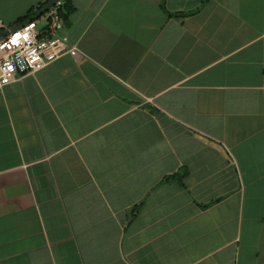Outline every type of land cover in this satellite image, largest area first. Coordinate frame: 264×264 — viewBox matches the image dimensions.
I'll use <instances>...</instances> for the list:
<instances>
[{
	"label": "crops",
	"instance_id": "obj_1",
	"mask_svg": "<svg viewBox=\"0 0 264 264\" xmlns=\"http://www.w3.org/2000/svg\"><path fill=\"white\" fill-rule=\"evenodd\" d=\"M71 2L0 88V264H264V0Z\"/></svg>",
	"mask_w": 264,
	"mask_h": 264
},
{
	"label": "built area",
	"instance_id": "obj_2",
	"mask_svg": "<svg viewBox=\"0 0 264 264\" xmlns=\"http://www.w3.org/2000/svg\"><path fill=\"white\" fill-rule=\"evenodd\" d=\"M64 3V0H55L40 16L25 19L0 38V88L17 74L40 70L66 53L78 56L77 48L62 34ZM40 10L36 9L35 13ZM41 17H44L42 24Z\"/></svg>",
	"mask_w": 264,
	"mask_h": 264
},
{
	"label": "trees",
	"instance_id": "obj_3",
	"mask_svg": "<svg viewBox=\"0 0 264 264\" xmlns=\"http://www.w3.org/2000/svg\"><path fill=\"white\" fill-rule=\"evenodd\" d=\"M50 0H47V2L45 4H47ZM64 6H63V11H62V17L63 20H65L68 15L74 10V5L72 4L71 0H64ZM45 4H43L41 7L37 8L38 10L41 9ZM33 13H35V9L31 10V12L29 13V15H32ZM174 175H169L165 178V180H169L171 178H174Z\"/></svg>",
	"mask_w": 264,
	"mask_h": 264
},
{
	"label": "water",
	"instance_id": "obj_4",
	"mask_svg": "<svg viewBox=\"0 0 264 264\" xmlns=\"http://www.w3.org/2000/svg\"><path fill=\"white\" fill-rule=\"evenodd\" d=\"M54 1L55 0H50L34 17L37 18L38 16H40ZM16 27H18V25L11 26L5 31L0 32V38L7 35L10 30L15 29Z\"/></svg>",
	"mask_w": 264,
	"mask_h": 264
},
{
	"label": "rangeland",
	"instance_id": "obj_5",
	"mask_svg": "<svg viewBox=\"0 0 264 264\" xmlns=\"http://www.w3.org/2000/svg\"><path fill=\"white\" fill-rule=\"evenodd\" d=\"M39 23L40 24H42V23H44V17H41L40 19H39ZM5 31V30H4ZM154 37H157V42L159 41V37H160V32H159V30L154 34Z\"/></svg>",
	"mask_w": 264,
	"mask_h": 264
}]
</instances>
